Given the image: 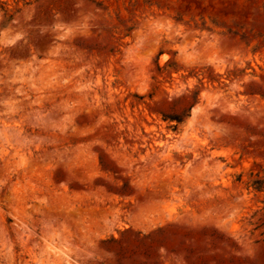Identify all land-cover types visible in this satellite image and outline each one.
<instances>
[{
    "label": "rangeland",
    "instance_id": "obj_1",
    "mask_svg": "<svg viewBox=\"0 0 264 264\" xmlns=\"http://www.w3.org/2000/svg\"><path fill=\"white\" fill-rule=\"evenodd\" d=\"M0 264H264V0H0Z\"/></svg>",
    "mask_w": 264,
    "mask_h": 264
}]
</instances>
